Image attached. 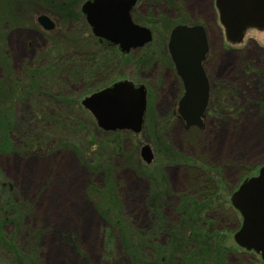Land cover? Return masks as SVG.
I'll return each mask as SVG.
<instances>
[{"label":"rangeland","instance_id":"1","mask_svg":"<svg viewBox=\"0 0 264 264\" xmlns=\"http://www.w3.org/2000/svg\"><path fill=\"white\" fill-rule=\"evenodd\" d=\"M84 1L0 0V204L12 197L24 207L19 220L14 209L10 220L7 211L0 215V264H264L236 243L242 218L230 198L264 164V31L249 28L233 44L206 10L209 0H140L133 16L152 29L153 41L121 53L111 76L101 70L74 81L72 67L81 74L90 67L73 50H98L90 27L76 21ZM40 14L55 28L44 30ZM183 21H203L208 31L211 91L202 128H186L173 105L182 91L166 44ZM120 79L148 84L144 128L91 132L84 121L94 116L81 101ZM55 100L67 119L51 109ZM77 109L81 116H72ZM47 117L52 125L40 137ZM144 144L154 153L150 164L140 154ZM186 199L205 205L206 232L198 217L187 218ZM224 206L230 209L219 216ZM115 222L123 236L114 231L111 239ZM22 252H33V263L20 262Z\"/></svg>","mask_w":264,"mask_h":264},{"label":"water","instance_id":"2","mask_svg":"<svg viewBox=\"0 0 264 264\" xmlns=\"http://www.w3.org/2000/svg\"><path fill=\"white\" fill-rule=\"evenodd\" d=\"M136 1L87 0L81 9L96 36L129 52L152 40L151 30L132 19L131 9ZM216 6L227 39L233 43L240 40L248 27L264 28V0H216ZM39 21L46 29L54 27L46 15H41ZM168 49L185 88L178 113L187 128L192 125L203 127L209 97V81L202 65L208 51L204 27L175 26L170 34ZM82 104L104 130L127 129L139 133L144 124L147 92L144 85L136 86L126 79L92 93L82 100ZM141 156L147 163L152 162L154 154L150 145L141 147ZM231 201L243 217L242 225L234 235L236 242L260 253L264 260V165L258 175L239 186Z\"/></svg>","mask_w":264,"mask_h":264},{"label":"trees","instance_id":"3","mask_svg":"<svg viewBox=\"0 0 264 264\" xmlns=\"http://www.w3.org/2000/svg\"><path fill=\"white\" fill-rule=\"evenodd\" d=\"M176 2L177 3H179L178 2V0H176ZM179 4H181V3H179ZM82 14V13H81ZM81 19H83V22H85L86 23V21H85V19H84V17L82 18V17H80L79 16V18L76 20V21H78V20H81ZM93 36V35H92ZM94 38H93V40H94V42H92V45H94V47L97 45L98 46V50H95V52L94 53H88V52H84L83 50H78V52L76 51L77 49H74L73 50V52H74V54H75V56H77V58L79 59V58H86V56L88 57V61H87V66H89L90 68L89 69H86V71H84L85 72V74H83V72H82V74L81 73H79L78 71H75V66L74 67H72V69H71V71L72 72H74L73 73V80L75 81V79L77 78V77H79V78H81L82 80H84V79H87V80H92V79H95V77H96V75H98L99 74V71H101V70H105V71H109L110 72V70H112V72H114L115 71V64L118 62V58H119V56L120 55H122L121 54V52L116 48V47H114V46H112V45H108V44H103V43H100L99 42V40L95 37V36H93ZM162 41L163 40H161L160 42V44H162ZM96 46V47H97ZM74 48H76V46H74ZM96 49V48H95ZM147 49H148V47H145V48H143V50L145 51H147ZM144 52V54L143 55H150L149 54V51L148 52ZM166 53V52H165ZM77 54V55H76ZM75 56H74V59H73V61H76L77 59L75 58ZM98 59H100V61L98 60ZM77 72H78V74H77ZM108 72V73H109ZM112 72H110L109 74H108V76H111L112 74ZM111 74V75H110ZM100 75H101V73H100ZM107 76V77H108ZM77 82V81H76ZM112 82H114V81H112ZM110 85V84H109ZM107 86V85H106ZM88 87H92V86H88ZM105 87V86H104ZM67 88L68 87H66L65 88V90H67ZM57 90H59V89H57ZM62 90H60V91H58V94L61 92ZM54 107L53 108H51V109H54V111H55V113H61L62 111H61V109H60V107H59V104H57V102H56V100L54 101ZM79 107H80V109H82V107L79 105ZM42 108V106H40V107H37L36 106V109H35V113H38L37 115L39 116V118L40 119H44V116L41 114V112H40V110H42L41 109ZM78 108V107H77ZM40 109V110H39ZM217 109V108H216ZM38 111V112H37ZM71 115L72 116H75V115H80L81 116V114H80V111H78V109H77V111L76 110H72V112H71ZM36 116V115H35ZM68 116H69V114L67 113V112H62V116L60 115V118L62 119V120H64V119H67L68 118ZM83 117V116H82ZM91 117V116H90ZM90 117H86L87 118V121H84V122H86L88 125H90V131L92 132V130L93 131H95L96 129H98L99 127L97 126V124H96V120L94 119V118H90ZM33 118V117H32ZM53 118V121H54V119H56L57 118V114H55V116L54 117H52ZM64 118V119H63ZM47 123H45V126H40V127H38V136H40V137H45L46 138V136H44V135H46V129L47 128H50L51 127V125H52V120H50L48 117L46 118V120H45ZM30 125H31V123H29ZM33 124V123H32ZM35 124V123H34ZM59 125H57V126H55V127H53L52 126V128L50 129V131H52V132H55V130L57 131V130H59ZM94 128V129H93ZM99 130H100V132L101 133H109V132H106V131H103L102 129H100L99 128ZM96 132V131H95ZM97 134V133H96ZM91 140V141H87V144H91L92 142H94V139L93 138H86V140ZM46 141H49V140H46ZM28 143H31V141H27ZM205 169V168H204ZM206 170V169H205ZM212 179H214V176H212L211 177ZM216 178V177H215ZM2 188V187H1ZM5 190H6V188L5 187H3ZM9 191L10 192H13V190H11V189H9ZM4 192V191H3ZM91 192H95L96 194H97V191H93V189L91 190ZM200 193L199 194H202L204 197L205 196H208L209 194H207L205 191H203V192H201V191H199ZM214 193H215V191L214 192H211V194L210 195H214ZM205 194V195H204ZM9 195V194H8ZM12 196H14L13 194H12ZM11 197V196H10ZM9 197V198H10ZM189 199V198H188ZM188 199H186V201H185V203H184V205L183 206H186V205H188V203L190 204V208H187V207H184L183 208V210H184V212L186 213V211H187V218L188 219H190V220H193L194 218H196V217H198L196 220H198V219H200L199 220V225H201V223H202V226H198V227H201V229H202V231L203 232H201L200 231V233H204V232H206L207 230H208V227L206 226L207 225V223H206V221L205 220H203V217H202V219L200 218V216H201V214H202V212H204V210H205V205H203L202 203H201V201H199V203H194L193 202V200H188ZM4 202V204H0V215L4 212L5 213V211H7L6 212V217H7V220H10V216H8L7 214L8 213H12V211H10V209H14V211H16L17 213H18V215L23 211V209H24V207H22V208H20V209H18V207L16 208V206H15V204L17 205V203L16 202H14L13 200H12V197L10 198V200H3ZM231 206H232V204H231ZM233 207V206H232ZM228 209H230V206H224L223 208H222V210L221 211H219L217 214L219 215V216H224L223 215V213H224V211H227ZM233 209L235 210V211H237L234 207H233ZM184 213V214H185ZM216 214V213H215ZM215 214H213V218L214 219H216V220H218L220 217L219 216H215ZM23 216V214L21 215L20 214V216H18L17 218H18V220L20 219V217H22ZM186 218V219H187ZM231 218V217H230ZM190 220H189V222H190ZM195 220V219H194ZM195 220V221H196ZM228 220H230L229 222H234V220H232V218L231 219H228ZM187 222V221H186ZM116 223V222H115ZM196 224V223H195ZM114 227L116 228V230H115V228H112V234H111V239L113 238V237H115V235H114V231L118 234V235H120V236H123V234H122V230L120 229L121 227L116 223V225H114ZM199 229V228H198ZM118 231V232H117ZM194 235V234H193ZM199 235H201V234H199ZM130 236H134V234L132 233V235L130 234ZM184 236H187V234H184ZM156 237V236H155ZM133 239V238H132ZM136 243L137 242H140V243H143L141 240H134ZM133 243V242H132ZM140 246V245H139ZM202 246L203 245H199V248L201 249L202 248ZM31 251V250H30ZM33 253V252H32ZM31 252H30V255H28V257H25V253L23 254V252L20 254V255H18V259H19V261L21 262V261H23V260H26V259H29L30 261H31V259H32V263H33V254H32ZM130 254V253H129ZM151 256H153V254H151ZM201 255H197V257H198V259H200L201 257H204V256H201ZM139 260V259H138ZM165 260V263H168V262H166V258L164 257L163 258V260H162V262ZM144 261H146L145 259H144ZM161 262V263H162ZM164 264V263H163ZM169 264V263H168ZM214 264H219V260L216 258V259H214Z\"/></svg>","mask_w":264,"mask_h":264},{"label":"flooded vegetation","instance_id":"4","mask_svg":"<svg viewBox=\"0 0 264 264\" xmlns=\"http://www.w3.org/2000/svg\"><path fill=\"white\" fill-rule=\"evenodd\" d=\"M139 1L140 0H137V2H136V4H135V6L133 7V9H132V11H131V13H132V17H133V19L136 21V22H138V23H140V24H142L140 21H137L136 20V18L133 16L134 15V11H135V9H136V7H137V5H138V3H139ZM208 7H210V8H208ZM208 7L206 8V10H211L213 13H214V17L216 18V15H217V8H216V0H209V5H208ZM41 15V14H40ZM46 15V14H45ZM50 17V16H49ZM85 17V16H84ZM51 18V17H50ZM53 21H54V19L53 18H51ZM37 20H38V17H37ZM85 21H86V17H85ZM38 22H39V20H38ZM205 22H203V21H198V22H196V21H183V22H181V23H179V24H189V25H194V24H201V25H203L204 26V28H205V30H206V33H207V36H208V31H207V28L205 27V24H204ZM39 24H40V26L44 29V30H46V28H44L43 27V24H41L40 22H39ZM86 24L88 25V23H87V21H86ZM144 25V24H143ZM55 26H56V24H55V21H54V28H55ZM89 26V25H88ZM53 28V29H54ZM151 29V28H150ZM252 29H255V28H252ZM52 30V29H51ZM259 31H260V29H258ZM264 31V30H263ZM152 34H153V31H152ZM246 36V35H245ZM244 36V37H245ZM153 37H154V35H153ZM169 38V37H168ZM97 39L99 40V42L100 43H103V44H108V45H112V46H114V47H116L121 53H123V54H128V53H130L132 50H135V49H132L131 51H129V52H124V51H121V49H120V47H119V45H117V44H114V43H111L110 41H108V40H106V39H101L100 37H97ZM153 41V40H152ZM167 43H168V40H167ZM136 49H140V48H136ZM166 52H167V54H168V56H169V59H170V61H171V63H172V65L174 66V63H173V61H172V59H171V56H170V53H169V51H168V45L166 44ZM209 52H210V49H208V52H207V54H206V57H205V59H204V62H203V66H204V68H205V64L207 63V60H209ZM168 67H171V66H169L168 65ZM173 71H174V73L177 75V77H179L178 76V73H177V71H176V69H175V66H174V68H173ZM179 79H180V77H179ZM180 83H181V91H182V93H181V96H179L178 94L174 97V99H175V101L173 102V105L175 104L176 106H178V103H179V101H180V99H181V97L183 96V94H184V84H183V81L180 79ZM136 84V86H138V85H144L145 87H146V90H147V102H148V100L150 99V93H149V88H148V84L147 83H142V84H138V83H135ZM106 87V86H105ZM211 91V88H210V90H209V92ZM93 93V92H92ZM209 103H210V95H209ZM176 115L184 122V120L176 113ZM207 115H208V110H206V113H205V117H207ZM184 124H185V122H184ZM244 249V248H243ZM246 250V249H245ZM246 251H249V250H246ZM250 252H251V250H250Z\"/></svg>","mask_w":264,"mask_h":264}]
</instances>
